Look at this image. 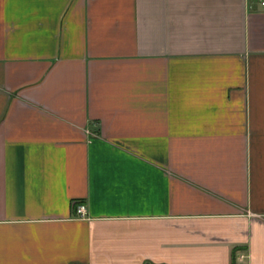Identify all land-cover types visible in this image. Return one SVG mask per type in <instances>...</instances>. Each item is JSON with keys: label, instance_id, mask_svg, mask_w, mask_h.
Here are the masks:
<instances>
[{"label": "crops", "instance_id": "1", "mask_svg": "<svg viewBox=\"0 0 264 264\" xmlns=\"http://www.w3.org/2000/svg\"><path fill=\"white\" fill-rule=\"evenodd\" d=\"M234 260L264 264V11L0 0V264Z\"/></svg>", "mask_w": 264, "mask_h": 264}, {"label": "built area", "instance_id": "2", "mask_svg": "<svg viewBox=\"0 0 264 264\" xmlns=\"http://www.w3.org/2000/svg\"><path fill=\"white\" fill-rule=\"evenodd\" d=\"M252 5H256L258 8L264 11V0H249ZM76 213L79 217H85L87 214V209L85 205H77Z\"/></svg>", "mask_w": 264, "mask_h": 264}, {"label": "trees", "instance_id": "3", "mask_svg": "<svg viewBox=\"0 0 264 264\" xmlns=\"http://www.w3.org/2000/svg\"><path fill=\"white\" fill-rule=\"evenodd\" d=\"M233 264H238V263H236V261L234 260Z\"/></svg>", "mask_w": 264, "mask_h": 264}]
</instances>
